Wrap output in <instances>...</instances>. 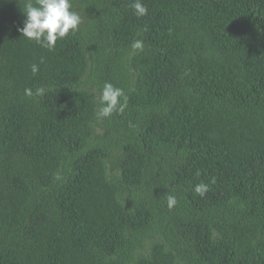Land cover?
Segmentation results:
<instances>
[{
	"label": "trees",
	"instance_id": "obj_1",
	"mask_svg": "<svg viewBox=\"0 0 264 264\" xmlns=\"http://www.w3.org/2000/svg\"><path fill=\"white\" fill-rule=\"evenodd\" d=\"M133 2L48 50L0 0V264H264V0Z\"/></svg>",
	"mask_w": 264,
	"mask_h": 264
},
{
	"label": "clouds",
	"instance_id": "obj_2",
	"mask_svg": "<svg viewBox=\"0 0 264 264\" xmlns=\"http://www.w3.org/2000/svg\"><path fill=\"white\" fill-rule=\"evenodd\" d=\"M137 16L147 14V8L141 0H134L131 5ZM22 11L25 20L22 28L18 30L22 36L35 41L48 50H53L58 39L65 38L69 32L78 30L81 23V16L73 10L71 0H25ZM133 49H142L143 43L135 40L132 43ZM43 62V61H41ZM39 68L37 64L31 65V71L35 75ZM45 89L38 87L35 93L31 89H25V94L32 96L44 95ZM98 116L107 118L115 112H123L127 107V96L123 89L115 87L110 82H105L98 97ZM195 191L203 196L207 191V186L199 184L195 186ZM175 196L167 197V204L172 208L176 204Z\"/></svg>",
	"mask_w": 264,
	"mask_h": 264
}]
</instances>
